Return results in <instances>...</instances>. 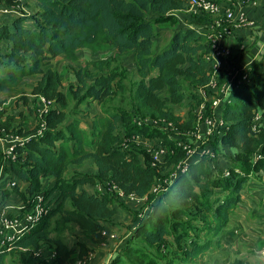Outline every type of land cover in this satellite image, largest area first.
I'll use <instances>...</instances> for the list:
<instances>
[{"label": "trees", "instance_id": "1", "mask_svg": "<svg viewBox=\"0 0 264 264\" xmlns=\"http://www.w3.org/2000/svg\"><path fill=\"white\" fill-rule=\"evenodd\" d=\"M29 1L33 3L32 13L0 16V61L5 71L0 73V92L21 79L39 75L31 95L43 99L46 109L32 108L30 118L23 112L7 114L9 111L0 102V136L21 140V144L13 147L14 158H4L2 169L5 170L3 175H10L11 182L15 183L13 187L8 186V192H14H9V196L18 195L19 200L22 199L19 205L28 208L37 196H42L49 210L34 227L7 246H0V264L8 247L28 250L30 260L36 253L37 260L41 261V243L47 241L52 232L61 234L66 224L76 226L87 242L68 247L61 238L52 239L51 263L74 264L78 259L82 262L88 258L95 247L108 243L102 233L109 232L106 224L116 215L114 203L118 198L114 193L87 190L86 186L101 183L104 188H118L124 195L149 197L161 172L185 157V151L176 146L175 140L167 138V134L155 128L149 130L146 125L139 126L135 120L142 114L177 124L179 118L174 115V109L181 106L186 97L197 103L201 100L197 91L208 83L211 74V60H206L210 47L202 30L213 24V18L205 13L186 15L188 20L191 17V25L173 31L167 45L154 53L155 26L175 21L186 12L189 0ZM6 3L4 6L13 5L12 0ZM225 5L231 6L228 2ZM96 43L120 55L130 53L139 82L134 88L135 105L131 110H103L102 116H95V122L88 128L80 118L71 115L73 111L67 112L68 95L77 104L89 100L103 106L113 95V79L104 76L89 86L88 81L93 78L82 68L76 71L77 83L64 93L63 76L50 68H42L59 57L73 59L78 51ZM228 63L234 67L232 61ZM220 72L222 84L228 71ZM243 72L247 73V81L235 85L216 109L215 114L223 125L218 128L220 136L215 135L210 143L214 147L219 144L236 150L234 163L223 166L219 161L221 152L215 148V158H202L190 164L188 172L179 175L168 192L162 194L164 198L171 195L176 200L188 195L184 202L195 204L201 219L198 230L219 238L230 215L241 203L250 174L263 172L264 181V129H252L255 114L264 115V51ZM15 103L29 104L25 96ZM146 135L161 139L162 144L173 150L164 163L154 168L148 154L143 152L139 156L130 149L131 145L126 146L134 143V137ZM254 156L260 158L254 160ZM87 162L93 163L95 175L75 173L69 180L64 179L70 167H81ZM225 168L228 176H224ZM2 196L3 200L8 194ZM63 201H67L70 208L60 211L58 207ZM0 203L1 211L7 204ZM165 207L156 202L152 213L136 222L130 239L143 240L156 249L178 248L163 264H199L195 259L210 249L208 242L200 240L195 226L172 221L171 215L176 210L165 216ZM59 212L62 226L51 231L50 220ZM123 245L120 247L123 253L134 257L138 264H145L139 248L129 243ZM111 260L109 264H120L121 258L115 256ZM232 264L248 263L234 259Z\"/></svg>", "mask_w": 264, "mask_h": 264}, {"label": "rangeland", "instance_id": "2", "mask_svg": "<svg viewBox=\"0 0 264 264\" xmlns=\"http://www.w3.org/2000/svg\"><path fill=\"white\" fill-rule=\"evenodd\" d=\"M23 1L24 0H18L16 2L13 1V5L26 8L28 12L32 13L33 3L32 2L30 3L29 0L27 1L25 0L24 3ZM5 4H7L6 0H0V6H4ZM188 14L190 13L183 12L177 16L175 21L171 23H164L155 26L154 47H153L154 53L161 51L162 48H164L167 45L173 31L191 25V23H189V21H191V17H189V20L186 17V15ZM190 15H196V14H190ZM151 17L153 18V15H151ZM228 61L229 59L223 60L221 70L225 69L228 72L230 71V69H228L230 67ZM47 68L57 71L59 74L63 76L64 93L67 92L69 86H74L77 83L76 71H79L82 68L86 70L88 73H90L91 77L93 78L88 81L89 86L94 84V80L99 81L103 79L104 76L111 77L113 79L114 81L113 95L103 104V106H98L97 104L91 103L89 100H86L81 104L80 103L77 104V101H75V99H73L72 96L68 95L69 105L67 108V112L69 113L73 111L74 113H72L71 115L80 118V120H82L87 125L88 128H90L89 127L90 125L89 123H87V120H90L91 124H93L95 122L94 117L102 116L103 110L120 109V110L129 111L135 105L133 92L135 85L139 82V77L137 76V69L133 57L130 53L120 55L114 49L102 43H96L91 47L78 51L73 59L59 57L55 60L50 61L47 65L44 64L42 69L46 70ZM3 72L5 71H3L0 61V73ZM39 79H40L39 75L21 79L17 81L16 85L12 86L11 88H5L3 91L0 92V102H2L3 107H5L9 111V113L7 114H11V112L14 114L23 112L26 116H29L31 118L29 112L32 108L35 109L36 111L45 110L42 99L38 100L37 98L31 95L32 88ZM21 96H25L28 98V102H29L28 106L27 104L25 105L23 103H20L19 105L15 103V101L18 100ZM219 96H220L219 92L213 95L214 98H217ZM198 98L200 97L198 96ZM200 103L201 100L197 103V101H193L191 98L186 97L182 105L174 109V115L179 118V121L177 122V124L171 122L173 124V129L172 132L165 133L169 135L167 138L169 139L171 138L173 140L175 139V134H179V136L182 138L185 135V132L190 131L195 127L197 122L196 109L198 108ZM207 110L208 111L210 110V104L207 106ZM137 118L139 120L154 119L144 116L142 114H140ZM188 121H190V123L187 125ZM178 126H180V128L182 127L183 128L180 129ZM146 127L149 128V130H152L154 128L158 129L154 127L152 124L146 125ZM146 136L139 137L138 142L134 141L133 144H128L126 146L131 145L130 149L133 150L134 152H138L139 156H142L143 152L147 155L146 146H145L146 142H149V144L152 146L162 143V140L158 139L157 137H149V136L146 137ZM3 139L4 136H0V195L2 196L3 194H8L9 196L14 192L9 191L10 192L9 194L8 189H6V184L8 185V183H10L12 179L9 178L10 175L8 174L3 175L5 170L3 171L2 167L4 166L3 162H5L4 153H6V149L8 148L10 142H8L7 139H6L7 141H3ZM194 145L195 144H192L190 145V147L194 148ZM204 148H205L204 145H199L195 148V152L199 154V152L203 151ZM215 148H218L219 151L221 152V155H219V161L223 166L225 167L231 166L232 163H234L233 155L236 152V150L225 146H220L219 144H216L215 147L213 145L212 146L209 145L208 150L210 152L207 151L204 155L200 156V159L215 158L217 155ZM123 149H125V147ZM148 158L150 161L149 156ZM225 170L227 169L225 168ZM75 173H82V174L86 173L89 175H95L96 170L92 162H87L81 167H70L68 172L64 176V179L69 180ZM170 174L171 171L169 169L161 172V176H159V178L156 179V185L153 188V189L156 188L155 190H161V191L155 192L152 189L148 197V201L145 204H135L133 202H121V201L118 202L117 201L118 199L115 200L114 207L116 209L117 215L114 216V218L106 224V229L113 231V232L110 231L112 234L113 233L116 234V239L111 241L113 248L116 245L121 246L123 244L126 245L127 243H129L130 245L135 246L141 250L139 255L143 257L145 264H147L149 261L153 263L155 262V264H163L164 260L170 259L172 257L171 255L178 251V248L176 249V247L168 246L166 248L163 247L162 249H156L155 247L144 243L143 240L130 239L131 231L134 225L136 224V222L144 220L148 215L152 213L146 211V206L150 205L151 202H153V204L151 205L152 207L156 202H161L165 205H168L169 203L172 202L173 199H175L171 195H169L168 197L166 196V198L163 197L164 195L162 196V194L168 192L169 186L165 187V181L169 179L168 177ZM253 180L255 181V183L258 182V179H253ZM99 186H102L100 187V189L103 190V185H101V183L99 184L96 183V185L94 186H86L85 188L87 190H97L96 188ZM245 190H247V192H245ZM245 190L241 195V203H240L241 206H239L240 204L237 206V210H239L238 214H243V217L253 206V204H251L253 203L252 199L255 200V202H257L256 201L257 198H258L257 200H259L260 198L262 199L261 202H259L260 205L258 207V210L256 209V212L251 211L249 214L250 222L255 224L254 222L257 221L258 219H264V215H263L264 214V183L262 184L258 183L256 186L253 185L252 189L249 191L247 188ZM256 190H258V193L262 192L260 197L256 194ZM8 196H6L7 198H5L8 200V203H6L8 206L4 204L3 208L9 206L17 207L20 204L19 201H22V199L19 200L20 198L18 195H11L9 196L10 198ZM58 208L60 211L63 210L64 208L69 209L70 204L67 201L66 202L63 201ZM164 210L166 211V207L164 208ZM175 210L176 211L171 215L172 221L181 222L186 224L187 226H192V225L195 226L197 228L195 232L197 236H199L200 240L208 242V247H210V249L201 253L200 256L195 259L196 262H199V264H207V263L214 264L218 254L220 258L224 256L223 252L224 249H226V247L221 242L219 236L212 235L211 232H206L203 229L198 230V228L201 225V219L195 204H187L186 202L183 201L181 206L176 208ZM170 212H165L164 215L167 216L170 214ZM232 222L236 223L234 219H232ZM50 224H51L50 225L51 231H54L56 228H60V226H62L60 212L57 213V215H55L50 220ZM244 224L247 226L246 223ZM212 227H214V225H212ZM174 234H177V232H174ZM55 238H61L68 247H73L77 242H87L84 234L76 226L66 224V227L61 234L52 232V234L49 235L48 240L43 241L41 243V247H40L41 248L40 252L42 256L41 261L37 260L36 253H33L34 259L30 260L28 258L29 257L28 250L8 247L4 250L5 252H7V255L3 260V264H52L50 257L51 247H52L51 240ZM171 242L173 243V238H171ZM109 243L110 242H108L107 246L109 245ZM101 248L102 247H98V248L95 247V251H93L92 254L95 255V257H99L100 255H103V261H104L103 264H109V262L112 261L111 259L114 258L115 256L117 257L120 256L121 258L120 264H138L135 261L134 257L129 256L126 253H123L122 248L116 250L115 253H110L113 248H109L111 251L108 254L104 253V251H99ZM109 256L112 257L109 258ZM77 261H79V259ZM93 261H90L89 264H92ZM76 262L74 264H76Z\"/></svg>", "mask_w": 264, "mask_h": 264}, {"label": "built area", "instance_id": "3", "mask_svg": "<svg viewBox=\"0 0 264 264\" xmlns=\"http://www.w3.org/2000/svg\"><path fill=\"white\" fill-rule=\"evenodd\" d=\"M12 1L16 2L18 0ZM248 2L251 5H254V2ZM186 12L190 14L205 13L212 16L213 18V24L202 30L205 33L208 45L210 47V52L206 57V60H211V74L208 83L203 87H200L197 91V94L201 99V103L196 109L197 122L195 127L192 130L185 132V135L182 138L179 136V134H175V139L173 140L176 141L177 147L185 151V157L178 164L172 165L169 168L171 174L168 177L169 179L165 181V187L171 186L173 181L179 175L186 174L190 164L197 163L200 160V156L209 151L208 146L213 140V137L215 135H220L218 128L223 125V122L221 118L216 116V109L227 99V96L235 85H240L242 82L247 81V73L243 71L247 69L248 66H244L240 69L229 67V72L232 73L226 72L227 76L225 81L222 84L219 82L223 60H227L231 56V51L225 42L226 38L231 34V27L229 25L234 23L233 28L237 29L252 28L254 26V22L249 19L244 12L239 11L235 13L232 9V6L225 5L224 3H217L214 0H189ZM27 14H29L28 10L22 8L21 6H0V16H18ZM218 92L220 93V96L214 98L213 95L217 94ZM207 104H210L208 115L206 114ZM135 121L139 126L152 124L154 127L158 128L164 133L172 132L173 129V124L171 121L159 119H136ZM258 128L264 129V115L261 112H257L253 119L252 129L256 130ZM6 139L10 143L6 149V153H4V156L6 158L13 159V147L15 144H21V140H19L17 137L11 136L4 137L3 141H7ZM138 140L139 137H134V141L138 142ZM192 144H195L194 148L190 147ZM199 145H204L205 148L198 154L195 152V148ZM145 146L147 154L150 157L149 163L153 168L164 163V159L166 158L167 154L173 153V150H169V148H167L162 143L152 146L149 144V142H146ZM258 158L260 157L254 156V160H257ZM228 175L229 172L224 170V176ZM155 185L156 182L152 189ZM8 186L13 187L15 186V183L10 182L8 183ZM100 187L102 186L96 188L99 192H112L117 196L118 199H122L126 202L145 204L148 201V197L139 198L134 195H124L116 187H103V190L100 189ZM155 189H153L155 192L161 191ZM152 204L153 202L146 206V211L149 213L152 211ZM48 210V207L44 206L42 196H37L32 205L30 204L28 208L23 204L17 207H4L0 211V246H7L9 242L18 238L23 234V232H26L34 227L40 222L42 217L48 213ZM102 235L108 242L116 239V234L114 233L112 234L104 231ZM106 244L107 243L103 244L102 247ZM95 258V255L90 254L88 258L84 259L82 262L77 261L76 264H84L85 262L86 264L87 262L89 264L90 261H93Z\"/></svg>", "mask_w": 264, "mask_h": 264}, {"label": "crops", "instance_id": "4", "mask_svg": "<svg viewBox=\"0 0 264 264\" xmlns=\"http://www.w3.org/2000/svg\"><path fill=\"white\" fill-rule=\"evenodd\" d=\"M220 1L224 4L225 2L230 3L235 13L242 11L254 22L252 28L241 29L233 28L234 23L230 24L231 34L225 41L231 51L229 60L232 61L234 67L240 66L243 68L244 66H249L253 61L257 60L260 53L264 51V0ZM248 1L254 2V5H251ZM44 108L46 109V107ZM87 123L90 125V120H87ZM262 174L263 172L250 174L245 189L247 188L249 191L252 189L253 185L256 186L258 183H264ZM253 179H258V182L255 183ZM6 189H9L7 184ZM245 192H247V190H245ZM261 193L262 192L258 193V190H256V194L259 197ZM257 199V202L252 199L253 203L251 204H253V206L244 217L243 214H238L239 210H237V208L230 215V221L220 236L221 242L226 247L224 252L222 251L224 256L220 258L218 254L214 264H232L234 259L243 260L248 264H264V219H258L254 222L255 224L251 223L249 219L250 212H256V209L258 210L260 205L259 202L262 200L261 198L259 200ZM118 200L126 202L122 199ZM0 201L8 203V200L5 198L2 200V197H0ZM239 206H241V204ZM232 219H234L236 223L232 222ZM244 223H246L247 226ZM108 231V233L113 232L111 230ZM107 244L99 251H104V253L108 254L111 251L109 248H113V246L112 242H110L108 246ZM120 247V245L114 246L110 253H115ZM110 257L112 256H109V258ZM103 262V255H100L94 259L92 264H103Z\"/></svg>", "mask_w": 264, "mask_h": 264}, {"label": "clouds", "instance_id": "5", "mask_svg": "<svg viewBox=\"0 0 264 264\" xmlns=\"http://www.w3.org/2000/svg\"><path fill=\"white\" fill-rule=\"evenodd\" d=\"M187 198H188V195L185 196L182 200L173 199L171 203L166 205V211L165 212L174 211L176 208L180 207L181 204L183 203V201H185Z\"/></svg>", "mask_w": 264, "mask_h": 264}]
</instances>
